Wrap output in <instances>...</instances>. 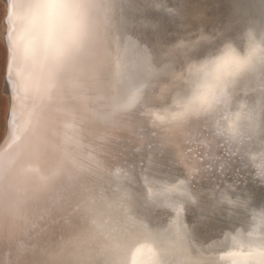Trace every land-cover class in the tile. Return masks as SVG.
<instances>
[{"label": "bare ground", "instance_id": "1", "mask_svg": "<svg viewBox=\"0 0 264 264\" xmlns=\"http://www.w3.org/2000/svg\"><path fill=\"white\" fill-rule=\"evenodd\" d=\"M124 2L128 38L139 41L146 58L178 41L193 49L210 44L213 32L234 38L261 20L254 0ZM177 3L184 15L169 19ZM157 14L158 32L145 19ZM120 71L115 61L114 78ZM99 73H74L29 99L3 79L0 264H159L158 234L213 256L233 215L261 209H245L247 195L264 199V79L241 83L220 113L176 137L150 128L140 111L107 105ZM237 102L254 110L255 127L227 140L213 127Z\"/></svg>", "mask_w": 264, "mask_h": 264}, {"label": "clouds", "instance_id": "2", "mask_svg": "<svg viewBox=\"0 0 264 264\" xmlns=\"http://www.w3.org/2000/svg\"><path fill=\"white\" fill-rule=\"evenodd\" d=\"M254 2L260 22L246 23L203 56H193L194 49L178 41L146 58L139 41L128 38L124 0H0V77L29 99L74 73L87 79L100 69L98 86L107 105L140 111L150 128L178 137L193 121L220 113L238 85L264 79V0ZM115 61L121 67L118 78ZM255 123L254 110L237 102L213 131L236 140L251 133ZM225 232L227 238L222 233L207 258L203 250H187L175 236L158 234L159 264H264V209ZM230 252L246 258L226 255Z\"/></svg>", "mask_w": 264, "mask_h": 264}, {"label": "snow or ice", "instance_id": "3", "mask_svg": "<svg viewBox=\"0 0 264 264\" xmlns=\"http://www.w3.org/2000/svg\"><path fill=\"white\" fill-rule=\"evenodd\" d=\"M173 8L175 9V12H173V9L170 8L168 9V13L169 19L175 20L177 19L178 16H183L184 15V5H181L179 3L173 5ZM146 20L149 21V23H151L152 25L155 26V31H159L160 26H161V20L163 19V17H161L159 14H157L156 16H146L145 17ZM191 29H196L197 28V24L196 23H191L190 25ZM203 31L207 32L208 28L204 27L202 29ZM213 36H215V39L210 43V44H206V45H198L197 47L194 48L192 55L195 57H199V56H203L205 53H207L209 50L214 49L215 47H217L220 43H222L223 39L225 38V33H221L219 36H216L215 32L212 33ZM10 79V76H9ZM244 208H261L264 209V199H261L259 203H256L252 196L250 194L247 195V198L245 200L244 203ZM248 218V214L246 211H239L237 215H233L230 218V224L232 225V227H236L238 225H244L247 221ZM228 233L225 234V238H227ZM233 241L240 245L242 247V244L240 243V241H238L236 239V237H233ZM230 257H239L241 260L246 258V254L241 253V252H230L229 253ZM233 264H240V261L238 260H233Z\"/></svg>", "mask_w": 264, "mask_h": 264}, {"label": "rangeland", "instance_id": "4", "mask_svg": "<svg viewBox=\"0 0 264 264\" xmlns=\"http://www.w3.org/2000/svg\"><path fill=\"white\" fill-rule=\"evenodd\" d=\"M2 88H3V78L0 77V141H2L3 135L5 133V122H6L5 116L7 109V98Z\"/></svg>", "mask_w": 264, "mask_h": 264}]
</instances>
